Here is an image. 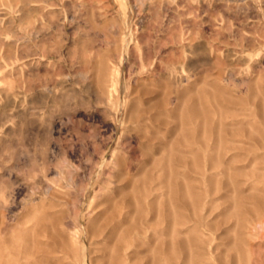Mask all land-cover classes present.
Returning a JSON list of instances; mask_svg holds the SVG:
<instances>
[{"label":"rangeland","instance_id":"374dc122","mask_svg":"<svg viewBox=\"0 0 264 264\" xmlns=\"http://www.w3.org/2000/svg\"><path fill=\"white\" fill-rule=\"evenodd\" d=\"M0 264H264V0H0Z\"/></svg>","mask_w":264,"mask_h":264}]
</instances>
